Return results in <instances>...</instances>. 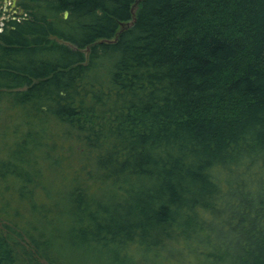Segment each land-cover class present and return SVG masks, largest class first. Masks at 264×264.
Segmentation results:
<instances>
[{
  "label": "trees",
  "instance_id": "trees-1",
  "mask_svg": "<svg viewBox=\"0 0 264 264\" xmlns=\"http://www.w3.org/2000/svg\"><path fill=\"white\" fill-rule=\"evenodd\" d=\"M4 1L0 264H264V0Z\"/></svg>",
  "mask_w": 264,
  "mask_h": 264
},
{
  "label": "rangeland",
  "instance_id": "rangeland-1",
  "mask_svg": "<svg viewBox=\"0 0 264 264\" xmlns=\"http://www.w3.org/2000/svg\"><path fill=\"white\" fill-rule=\"evenodd\" d=\"M4 16L6 18L14 17L16 14H23L22 11L18 10L17 0L14 2V0H7V4L4 5ZM1 103V99H0Z\"/></svg>",
  "mask_w": 264,
  "mask_h": 264
},
{
  "label": "water",
  "instance_id": "water-1",
  "mask_svg": "<svg viewBox=\"0 0 264 264\" xmlns=\"http://www.w3.org/2000/svg\"><path fill=\"white\" fill-rule=\"evenodd\" d=\"M139 1L140 0H138L137 3L134 4V6H133V12H135V9L137 8V5H138V2ZM14 2H16V0H14ZM6 4H7V0L4 1V5H6ZM67 16H68V12L66 11L65 12V17H67ZM128 25L129 24H124V23L122 24L123 27H127Z\"/></svg>",
  "mask_w": 264,
  "mask_h": 264
}]
</instances>
